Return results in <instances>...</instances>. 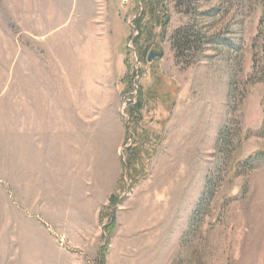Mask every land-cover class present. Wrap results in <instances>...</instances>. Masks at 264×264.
Listing matches in <instances>:
<instances>
[{
	"label": "rangeland",
	"instance_id": "374dc122",
	"mask_svg": "<svg viewBox=\"0 0 264 264\" xmlns=\"http://www.w3.org/2000/svg\"><path fill=\"white\" fill-rule=\"evenodd\" d=\"M0 264H264V0H0Z\"/></svg>",
	"mask_w": 264,
	"mask_h": 264
},
{
	"label": "trees",
	"instance_id": "16d2710c",
	"mask_svg": "<svg viewBox=\"0 0 264 264\" xmlns=\"http://www.w3.org/2000/svg\"><path fill=\"white\" fill-rule=\"evenodd\" d=\"M263 21V19H262ZM141 22V20H140ZM138 24H139V21H138ZM263 24V22H262ZM139 32V36H141L143 33L141 31V28L139 27L138 25V29H137ZM191 40V37L190 35H188V32H187V28H180V29H177L173 35H172V48L175 52V58L178 60L179 58V55H180V52H183L184 50H188L193 44H192V41ZM254 157L259 158V155H255ZM113 224V223H112ZM110 223V227L112 225Z\"/></svg>",
	"mask_w": 264,
	"mask_h": 264
},
{
	"label": "crops",
	"instance_id": "0c3cea01",
	"mask_svg": "<svg viewBox=\"0 0 264 264\" xmlns=\"http://www.w3.org/2000/svg\"><path fill=\"white\" fill-rule=\"evenodd\" d=\"M62 94L64 93H61V91H58L57 97H53L54 103H52V105L49 107L50 109L53 110V113L49 120V125H53L56 122V119H58L59 125L63 124L62 128L61 126L59 127L60 131L65 130L64 128L66 127V123H67L66 117H65V111L64 109H62L63 107H62L61 98H60ZM56 109L59 110L58 116L56 114Z\"/></svg>",
	"mask_w": 264,
	"mask_h": 264
},
{
	"label": "water",
	"instance_id": "95a60500",
	"mask_svg": "<svg viewBox=\"0 0 264 264\" xmlns=\"http://www.w3.org/2000/svg\"><path fill=\"white\" fill-rule=\"evenodd\" d=\"M163 56V52L161 51H150L148 54H147V62H151L152 60L156 59V58H161Z\"/></svg>",
	"mask_w": 264,
	"mask_h": 264
}]
</instances>
